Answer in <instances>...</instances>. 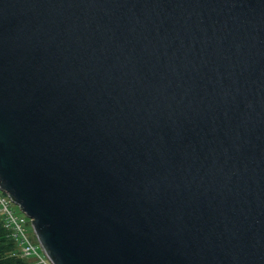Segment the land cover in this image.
Masks as SVG:
<instances>
[{"label": "water", "instance_id": "obj_1", "mask_svg": "<svg viewBox=\"0 0 264 264\" xmlns=\"http://www.w3.org/2000/svg\"><path fill=\"white\" fill-rule=\"evenodd\" d=\"M0 190L52 264H264V0H0Z\"/></svg>", "mask_w": 264, "mask_h": 264}, {"label": "built area", "instance_id": "obj_2", "mask_svg": "<svg viewBox=\"0 0 264 264\" xmlns=\"http://www.w3.org/2000/svg\"><path fill=\"white\" fill-rule=\"evenodd\" d=\"M14 206L10 197L0 190V215L12 238L18 243L20 256L32 259V264H52L42 246L39 243H32L28 237L27 226H32L31 219L22 212L18 215ZM39 246L45 255H42Z\"/></svg>", "mask_w": 264, "mask_h": 264}, {"label": "trees", "instance_id": "obj_3", "mask_svg": "<svg viewBox=\"0 0 264 264\" xmlns=\"http://www.w3.org/2000/svg\"><path fill=\"white\" fill-rule=\"evenodd\" d=\"M0 264H32L28 259L22 258L19 246L5 227L0 215Z\"/></svg>", "mask_w": 264, "mask_h": 264}, {"label": "rangeland", "instance_id": "obj_4", "mask_svg": "<svg viewBox=\"0 0 264 264\" xmlns=\"http://www.w3.org/2000/svg\"><path fill=\"white\" fill-rule=\"evenodd\" d=\"M14 210L16 211V213L18 215H21V210L19 209V207L17 205L14 206ZM27 229H28V237L30 238L31 242L34 243V244L39 243L38 240H37V236H36L32 226L31 227L27 226ZM39 250L42 253V255H45L40 246H39ZM28 260L32 262V259H28Z\"/></svg>", "mask_w": 264, "mask_h": 264}]
</instances>
